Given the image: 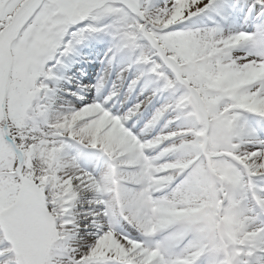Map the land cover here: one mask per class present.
Returning a JSON list of instances; mask_svg holds the SVG:
<instances>
[{
	"label": "snow or ice",
	"instance_id": "1",
	"mask_svg": "<svg viewBox=\"0 0 264 264\" xmlns=\"http://www.w3.org/2000/svg\"><path fill=\"white\" fill-rule=\"evenodd\" d=\"M0 264H264V0H0Z\"/></svg>",
	"mask_w": 264,
	"mask_h": 264
}]
</instances>
